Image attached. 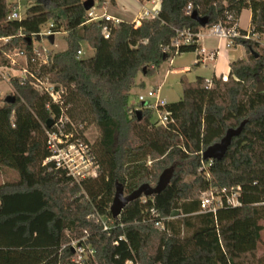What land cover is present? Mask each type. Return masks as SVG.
<instances>
[{
  "label": "trees",
  "instance_id": "1",
  "mask_svg": "<svg viewBox=\"0 0 264 264\" xmlns=\"http://www.w3.org/2000/svg\"><path fill=\"white\" fill-rule=\"evenodd\" d=\"M84 1L27 5L25 0L22 18L8 20L11 6L0 0V38L9 39L0 46V65H9L5 53L19 48L27 73L10 79L15 99L0 106V164L18 173L17 180L0 184V264H65L73 256V241L94 250L89 264H264V91L256 92L257 82L264 83L260 41L236 39L246 57L229 63L227 81L213 76L208 86L203 76L182 77V97L167 104L172 122L158 124L148 109L138 116L128 103L138 73L151 74L177 54L195 52L202 29L238 23L243 9L251 11L250 29L237 25L240 34L264 38V0H159L157 16L138 26L87 21ZM193 11L208 17L206 26L191 18ZM43 26L64 32L67 44L49 52L46 63L34 51ZM184 31L192 41L176 46ZM83 42L93 49L90 57L77 54ZM44 79L62 88L59 101L35 85ZM60 117L72 141L89 144L84 131L96 127L98 136L89 144L98 166L95 177L77 182L47 160L48 132L58 131ZM49 118L53 123L47 127ZM244 120L222 159L203 160L208 146ZM171 166L165 189L132 200L112 217L116 182L129 194L141 184L152 186ZM222 190L238 191L240 204L224 202L214 213L203 211L202 193L225 197Z\"/></svg>",
  "mask_w": 264,
  "mask_h": 264
},
{
  "label": "built area",
  "instance_id": "2",
  "mask_svg": "<svg viewBox=\"0 0 264 264\" xmlns=\"http://www.w3.org/2000/svg\"><path fill=\"white\" fill-rule=\"evenodd\" d=\"M189 10L190 5L187 7V13L190 12ZM157 13L158 6H153L150 9L142 6V14L140 18L134 22L135 26H138L141 19L143 18H155L157 16ZM87 16V21H97L102 18L111 20L114 23H118L120 21L116 18H112L108 14H96L92 9L88 10ZM21 18L22 15L19 13L18 9H12V11L7 16L8 20ZM208 30L211 34L221 37L225 40V48L233 47L236 44V39L246 40L252 38L249 33L240 34L237 29V23H233L231 26H223L222 24L218 23L214 26L208 27ZM52 33L53 32H51L50 28L47 27L45 30L41 29L38 34L41 36V38H45L48 41L47 38ZM103 33L105 37L109 36L107 28L104 29ZM199 33L196 35L197 37L199 36ZM183 35V40H176L174 42L176 46L180 42L189 43L192 41V34L190 32L184 31ZM36 44L38 43L36 42ZM43 50L44 53H41L38 52L37 48L34 49L39 58L41 56L40 59L42 63H46L48 61L49 52L44 48ZM196 52L198 61H204L206 57L214 59L219 54L218 50L206 52L203 48L200 47L196 50ZM21 53L22 51L18 50L14 51L13 55H7V58L9 59V65L0 66V79H4L5 81L10 82V79L13 77H26L27 73L24 68L22 70H19L14 67L16 62L15 57L20 55ZM81 53V50H78L77 54L80 55ZM218 78L222 81H227L228 73H221ZM205 82L206 84H208V86L212 85L211 79L205 78ZM35 85L47 91L54 102L59 101L60 94L63 92L62 88L56 89V85L47 82L45 79L41 81L38 80ZM136 99L139 106H135V108L138 110H152L155 115V120L158 124L165 125L168 122L173 121V119L171 118V113L167 109L168 102L159 97L158 87L149 89L145 94H138ZM64 122L65 119L63 117H60L59 120L55 123L58 131L52 133L48 132V144L52 155L47 160H53L56 164V167L63 169L66 172V175L70 176L77 182L84 178L95 177L97 175L98 166L92 155L90 145L82 142L81 140L72 141L73 134L70 132L66 133L62 129ZM236 190H239V187ZM222 192L225 193V190H222ZM213 194L214 193L211 191L202 193L200 197V207L203 211L214 213L218 207L224 204V202L232 206L240 204L237 197L238 191H234L229 195L225 193V197L217 195L218 198L215 201ZM102 225L103 230H108L110 228V226L104 220H102ZM70 245L74 253L70 258V261L65 264H89L88 258L89 256H93L94 250L92 248L83 247L78 241H73ZM126 264H130V262H127Z\"/></svg>",
  "mask_w": 264,
  "mask_h": 264
},
{
  "label": "rangeland",
  "instance_id": "3",
  "mask_svg": "<svg viewBox=\"0 0 264 264\" xmlns=\"http://www.w3.org/2000/svg\"><path fill=\"white\" fill-rule=\"evenodd\" d=\"M11 10L18 9L19 13L23 16L25 13V5L21 4V0H8ZM121 4L122 11L125 12L127 17H131L132 13L135 12L137 7L144 6L147 9H150L154 6L151 1L144 0L142 3L137 0H119ZM30 3V0H27V5ZM138 3V4H137ZM113 1L109 0H94V5L91 8L96 14H102L109 10L111 6H114ZM240 23L243 27L249 25L248 15L246 13H242L240 18ZM47 26H43L41 29L45 30ZM64 32H58L54 34V43L51 44L45 38H41L40 41H36L38 44L34 46V48L38 49V52L44 53V49L48 52H59L66 49V38ZM255 40H259L261 46H264V38L260 39L257 35L252 36ZM9 39L8 38H0V46L5 44ZM225 45V44H224ZM239 50L243 48L242 44H235L233 47L229 48ZM20 50L19 48H15L5 53V58L7 55H13L14 51ZM243 50V49H242ZM21 51V50H20ZM81 54L79 55L82 58L90 57L93 55V49L88 46L87 43L83 42L81 46ZM197 52H184L181 54H177L174 56L171 61L168 59L163 61L156 71L151 74H143L138 73L136 76V86L131 89L130 97H129V104L138 107L137 104V95L138 94H145L149 89L159 88V97L166 100V102L171 103L178 101L182 97L183 93V83L181 78L184 77L187 81H193L196 76H204L207 79L212 78V62L208 61L207 63H200L198 66L195 65L197 62L196 58ZM16 62L14 67L16 69L22 70V67L25 66L26 63V56L22 52L20 55L16 56ZM41 58V56H40ZM187 65L188 71L187 72H180L179 69L183 66ZM3 66V65H0ZM222 73L221 70V63L217 66V71L215 72V77L218 78ZM18 74V72H17ZM143 83V84H142ZM7 95H13L14 92L9 82L5 81L4 79H0V106L4 103V99ZM152 119H155V115L152 116ZM84 136L89 142L92 144L94 140L98 136V131L94 125L89 126L84 131ZM18 179L17 171L3 166L0 164V184L4 182H11ZM156 183L152 184L155 186ZM214 201L217 200L218 196L214 193ZM264 237V233H263Z\"/></svg>",
  "mask_w": 264,
  "mask_h": 264
},
{
  "label": "water",
  "instance_id": "4",
  "mask_svg": "<svg viewBox=\"0 0 264 264\" xmlns=\"http://www.w3.org/2000/svg\"><path fill=\"white\" fill-rule=\"evenodd\" d=\"M21 4H25V0L21 1ZM85 10H90L94 5V0H85L83 2ZM191 18L195 20L200 26L204 27L208 23V17L206 16H199L197 12L193 11L191 13ZM34 39L36 41L41 40V36L39 34H36ZM48 41L53 44L54 43V34H50L48 36ZM256 57L258 56L257 53L254 54ZM264 91V83L261 81H258L256 84V92H263ZM15 97L13 95H7L5 97V102L11 103L13 102ZM136 114L138 116L141 115V110H136ZM53 123V119L49 118L47 121L46 126L50 127ZM246 123V120L242 121L239 126L236 128H228L224 134V136L214 144L208 146L202 153L203 160H220L224 157L229 145L231 144L232 138L234 136H237L241 133L244 125ZM174 171V167H169L164 169L155 184V186H151L148 183L141 184L137 189L132 191L129 194H124L123 186L121 183L116 182L115 183V191L113 195V199L110 205V213L113 218H117L122 209L132 200L143 196H151L154 194L160 193L163 189L166 188V186L170 183V180L172 178Z\"/></svg>",
  "mask_w": 264,
  "mask_h": 264
},
{
  "label": "crops",
  "instance_id": "5",
  "mask_svg": "<svg viewBox=\"0 0 264 264\" xmlns=\"http://www.w3.org/2000/svg\"><path fill=\"white\" fill-rule=\"evenodd\" d=\"M22 1V0H21ZM110 1V0H109ZM139 2H143L144 0H137ZM146 1H151L154 6H158L159 0H146ZM114 6H111L109 10L102 12V14H108L112 18H116L120 21H128V22H135L138 20L142 14V8L137 7L134 13H132L131 17H127L125 15V12L122 11L121 4L119 0H114ZM138 4V3H137ZM246 13L248 15L249 19V25L246 27H243L240 23V18L242 13ZM101 15V14H100ZM250 19H251V11L249 9H243L240 13V16L238 18V27L243 29V30H249L250 29ZM198 43L200 45V48H203L206 52L208 51H213V50H218L219 54L216 56L214 59L210 58H205L204 61H198L195 63V65H199L200 63L204 64L207 63L208 61L212 62V77L215 76V72L217 71V66L219 63H221V70L222 73H228L229 72V63L235 59L238 58H245L246 57V49L243 46V48L236 50V48L233 50H229V48H225V40L221 37H218L216 35H213L209 32L208 28H204L200 31L199 36H198ZM243 49V50H242ZM197 58V54H196ZM171 61V60H170ZM188 66L185 65L179 69L180 72H187L188 71ZM204 77V76H203ZM205 78V77H204Z\"/></svg>",
  "mask_w": 264,
  "mask_h": 264
}]
</instances>
